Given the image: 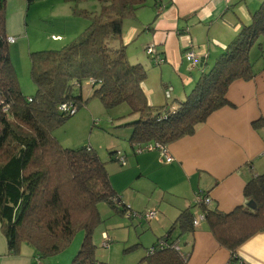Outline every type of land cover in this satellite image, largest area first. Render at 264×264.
Returning <instances> with one entry per match:
<instances>
[{
  "label": "trees",
  "instance_id": "1",
  "mask_svg": "<svg viewBox=\"0 0 264 264\" xmlns=\"http://www.w3.org/2000/svg\"><path fill=\"white\" fill-rule=\"evenodd\" d=\"M98 1L100 13L76 42L59 51L31 54L30 76L36 93L28 102L9 58L5 4L0 0V101L7 107L4 112L0 106V228L10 254L26 245L43 260L63 251L75 233L83 231L81 247L70 264H102L96 259L92 238L100 222L98 205L104 203L126 214L127 206L116 196L105 165L93 149L62 148L52 135L71 116L60 112L59 106L72 104L78 110L88 79L96 82L89 89L91 96L105 108L127 104L130 114L140 115L131 124L129 142L134 150L154 142L167 146L192 135L213 112L228 104L226 92L232 82L255 76L250 51L264 37V1L252 14L251 23L239 30L176 110L151 107L141 88L145 70L128 63L122 44L123 22L134 18L146 0ZM160 117L164 119L158 121ZM197 208L216 242L230 252L228 264H236V249L264 231V174L246 183L243 203L233 211L222 213L203 204ZM192 209L182 211L170 226L164 238L167 245L175 241L176 229L180 234L193 231ZM144 260L147 264H187L188 259L168 247Z\"/></svg>",
  "mask_w": 264,
  "mask_h": 264
},
{
  "label": "crops",
  "instance_id": "2",
  "mask_svg": "<svg viewBox=\"0 0 264 264\" xmlns=\"http://www.w3.org/2000/svg\"><path fill=\"white\" fill-rule=\"evenodd\" d=\"M157 1L152 15L141 7L134 18L123 22L122 44L128 63L139 64L146 71L141 88L148 104L163 107L161 95L165 96L169 88L168 99L175 102L171 109L176 110L239 30L251 23L252 14L264 0H251V4L247 0ZM257 43L252 49L264 50V37ZM150 45L164 58L163 64H156L145 54ZM190 48L198 61L194 69L184 58ZM253 70L252 79L230 84L226 106L213 112L192 135L167 145L170 163L158 151L134 154L130 168L117 172L115 180H110L116 196L131 211L156 210L158 218L134 220L102 205V216L110 221L100 232V240L105 234L111 242L105 251H96L98 262L147 264L144 259L148 250L167 236L182 211L194 207L198 194L210 199L208 208L222 213L243 203L246 183L264 174V61L256 67L253 64ZM192 211L194 216L201 213L196 207ZM172 238L181 253L188 255L187 264L229 263L230 252L216 242L205 220L190 233L180 234L176 229ZM235 256L236 264H264V231L241 244ZM34 259L33 249L26 245H21L16 254L8 253L0 228V264H35ZM69 260L59 263L68 264Z\"/></svg>",
  "mask_w": 264,
  "mask_h": 264
},
{
  "label": "rangeland",
  "instance_id": "3",
  "mask_svg": "<svg viewBox=\"0 0 264 264\" xmlns=\"http://www.w3.org/2000/svg\"><path fill=\"white\" fill-rule=\"evenodd\" d=\"M251 2L253 1L247 0L248 4ZM4 4L5 34L7 37L15 38L13 44H8V53L18 87L26 98L33 97L36 87L30 76L31 54L59 51L66 45L76 42L88 28L91 19L100 13L101 2L98 0H4ZM142 9L147 13L151 11L148 14L152 15L155 11L154 0H146ZM250 60L256 67L264 61V50L260 51L256 47L252 49ZM212 66L210 65V68ZM82 88V106L74 115L67 117L61 126L54 129L52 135L62 148L79 149L90 146L104 163L110 180L114 181L116 173L128 170L131 160L134 159L135 153L129 142L133 132L131 124L139 121L141 117L139 114H130L127 104L105 108L98 98L87 92L86 87ZM161 96L165 102L163 107H168L172 111L171 106H174L175 102L165 98L164 94ZM161 106L154 108L159 110ZM142 119L144 120V117ZM115 151L126 156V166L122 167L110 159L111 153ZM132 174V172L129 173L131 176ZM102 205L104 203L98 205L100 222L92 233L97 252L105 251L111 242L106 235L108 241L104 244L106 240L103 234L100 240V232L106 229L110 221L102 216L100 210ZM105 207L110 211L107 206ZM131 218L135 220L133 216ZM82 239L83 231L76 232L63 251L43 260L40 259V263L60 264L59 262L66 261L68 257L71 263L81 247ZM34 260L35 264H39L37 259Z\"/></svg>",
  "mask_w": 264,
  "mask_h": 264
},
{
  "label": "built area",
  "instance_id": "4",
  "mask_svg": "<svg viewBox=\"0 0 264 264\" xmlns=\"http://www.w3.org/2000/svg\"><path fill=\"white\" fill-rule=\"evenodd\" d=\"M162 6H159L158 9L161 10ZM6 42L8 44H13L15 42V38L14 37H7L6 38ZM145 54L151 58L156 64H163L164 63V58L161 57V54L157 52L156 48L154 45H150L147 46L145 48ZM184 58L186 59V61L189 64L190 69H194L195 67H197V58L196 55L194 53V51L190 48L188 49V51H186L184 53ZM85 87H87L88 89H92L94 88V86L96 85V82L92 79H88L85 83H84ZM171 89L167 88L165 91V97L169 98V94H170ZM28 102H31V99L28 98L27 99ZM0 106L2 108V110L5 112L7 110V107L2 105V102L0 101ZM59 111L63 112L65 114L68 115H74L77 111L76 107H74L72 104H62L59 106ZM161 119H164V117H160L158 119V121H160ZM135 154L138 153H143V152H153V151H158L160 152V154L163 156L164 161L166 163H170L172 161V157L169 155L168 150H167V146L162 145L158 142H154V143H148V144H144L142 146H136L135 149L133 150ZM113 157L115 159V161L120 165V166H126L127 165V160H126V156L123 155L121 152L119 151H115V153L113 154ZM210 202V199L208 197H203L201 194H198L195 197V201H194V206L197 208L198 205L203 204V205H208ZM126 214L128 215V217H134L135 219L138 220H144V221H151V220H156L158 218V213L156 210H147L144 211L142 213H136L133 212L129 209V207H127L126 210ZM204 220V215L202 213H200L198 216L195 215L193 220H192V226L193 228L198 227L200 221ZM104 239L106 240V242L104 244L107 243L108 241V237L103 234ZM110 241V239H109ZM171 248L174 252H176L181 258L183 259H187L188 255L186 254H182L178 245L177 241H173L171 244L167 245V243L165 242V239H160L156 242V246L152 247L148 250L147 255H152L156 250L158 249H162V248ZM41 260H38L37 258V262L39 264Z\"/></svg>",
  "mask_w": 264,
  "mask_h": 264
},
{
  "label": "water",
  "instance_id": "5",
  "mask_svg": "<svg viewBox=\"0 0 264 264\" xmlns=\"http://www.w3.org/2000/svg\"><path fill=\"white\" fill-rule=\"evenodd\" d=\"M249 206H250L251 208H254L255 205H254V203L251 202V203H249Z\"/></svg>",
  "mask_w": 264,
  "mask_h": 264
}]
</instances>
